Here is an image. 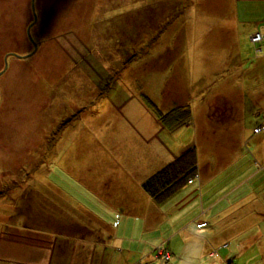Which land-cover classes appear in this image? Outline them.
<instances>
[{"label": "rangeland", "instance_id": "1", "mask_svg": "<svg viewBox=\"0 0 264 264\" xmlns=\"http://www.w3.org/2000/svg\"><path fill=\"white\" fill-rule=\"evenodd\" d=\"M244 2L0 0V221L17 225L3 235L18 250L16 264L106 263L101 249L100 259L91 249L95 235L103 234L102 215L109 243L125 250L114 251L108 259L113 264H264V169L255 173L259 166L251 154L259 145L252 128L264 104L260 96L238 98L241 92L264 93V83L246 76L241 84L233 73L225 75L240 63L236 50L223 60L220 76L219 61L202 51L233 43L254 56L260 33L251 35L258 34L257 40L242 34L233 42L236 29L251 24L255 4ZM244 5L246 17L241 12L236 19ZM221 93L230 97L231 107L243 109V139L234 162H217L215 146L230 116L225 122L206 114L218 113L220 100L213 97ZM144 96L162 112L188 104L196 116L189 131L194 128L197 140L205 142L197 158L202 175L210 178L207 187L222 192L245 180L243 189L259 196L253 204L257 222H220L227 200L213 208L216 222H203L196 214L202 209L198 197L187 196L193 188L188 184L161 204L141 194L133 180L130 196L121 195L127 174L139 179L158 157L162 162L171 157L168 147L193 138L181 133L188 126L158 133ZM210 135L215 144H209ZM159 140L164 147L158 148ZM209 153L216 163L208 161ZM104 175L115 182L106 184L114 195L105 201L129 200L127 213L92 195L97 186L92 180ZM45 176L69 190L68 206L77 205L82 227L69 220L72 213L60 210L56 192L43 195ZM96 218L99 222H90Z\"/></svg>", "mask_w": 264, "mask_h": 264}, {"label": "crops", "instance_id": "2", "mask_svg": "<svg viewBox=\"0 0 264 264\" xmlns=\"http://www.w3.org/2000/svg\"><path fill=\"white\" fill-rule=\"evenodd\" d=\"M245 1V2H244ZM255 5L252 6V4H250V18L252 19L250 22L251 24L248 25L246 27V29L243 28H239L236 29L235 31V36H233V42H237V40H242L240 35L244 34L243 38L246 36V34L250 35V40H251V35L255 34L256 32L261 34V39L258 42H253V44L258 43V48L256 49V53L254 54V56L252 57L248 55L247 53V48L244 46V48H240L237 44H233V43H223V44H219L216 47H202V51L206 52L204 54V57L208 58L209 56H214L215 60L219 61V68H218V76H220L222 74V72L225 70L223 68H220V66L223 63V60H227L228 57H231L233 50H236L237 55L241 58L240 59V63H238L237 67L234 68L233 71H230L229 73H227V71L225 72V75H231L232 73L234 74L235 79H239L241 81V84H243L244 82V77L249 76L251 78L254 79V81L256 83H260L263 82L264 83V0H247ZM246 0H237V2L239 3H246ZM242 12V18H245L247 15V7L244 5L243 8H241V10H236L235 11V17L236 19L239 18L238 14ZM229 23L230 20L228 19L227 21H225L224 23ZM249 22V23H250ZM222 28V27H221ZM207 30H205L206 32ZM205 32L203 33V35L205 34ZM204 37V36H203ZM203 42H205V38L204 40H202ZM252 42V41H251ZM103 44V43H101ZM214 52H217L214 53ZM228 52L229 55H228ZM244 52V55H243ZM205 61V65H206V60ZM243 63H245V65H243ZM204 65V66H205ZM248 65H251L250 67H248ZM246 66V67H245ZM245 67V68H244ZM239 70V71H238ZM232 76V75H231ZM207 87H204V89ZM200 91V90H199ZM197 91L196 96L198 98H203L201 97L199 94L200 92ZM209 89L206 90V92H208ZM141 95V94H140ZM139 95V96H140ZM239 95V96H238ZM238 98L241 99H245V98H249L251 100L253 99H257L260 96V101L264 104V93L260 94L258 96H256V94H248V93H243L241 92L240 94H238ZM195 96V95H194ZM193 96V97H194ZM206 96V95H205ZM218 97L214 96L213 98H217L220 101L219 103V111L217 112H207V116L209 119L217 121L218 119H225L224 121H227V117L230 116V122L226 123V127L223 130V134H218L219 138L217 140V144H215L214 142H211V135L209 138H207V140L209 141V144H215V146H218L219 148V154H218V161H225L226 162H234L236 160V150L237 147L240 146V143L242 142L243 137L241 136V129H239V124L243 121V109H235V107H231L232 104L231 102H229L228 100H230V97H227L225 95H223V93L217 95ZM211 98V99H213ZM210 103V102H208ZM261 105V104H260ZM263 107V106H262ZM261 107V108H262ZM216 109V108H213ZM239 111V117H237V112ZM191 113V111H190ZM155 119V118H154ZM256 123L253 126L252 129L258 127V126H262L264 125V109L263 111H260V115L257 116L255 118ZM156 121V120H155ZM158 124L159 131H166L168 132L162 125L159 124V122H156ZM193 124L192 127H194V124L196 123V116L191 113V119L190 122L187 123L186 125L180 127V129H183V127L188 126L189 124ZM205 130V128H204ZM206 132H209L210 134V130L209 128H206ZM182 134H185V136L192 135V140L190 141V143L187 141L185 143L181 142L179 146H174L173 147H168V145L166 147L170 148V150H173V153L171 155V157H168L167 161L162 162L161 158L158 157V159H156L155 163L156 165L153 166V169H148V171L146 173H143V175L137 179L132 177L131 174H127L128 178L127 179V183H126V187L124 186L123 188V192L121 193H127L128 196H130V191L129 189L131 188L132 182L131 180L134 181V185L137 186V189L140 191V193H144L147 194L143 191L141 184L154 172H156L157 170H159L161 167H163L166 163L172 161L176 156L180 155L183 151H185L186 149L192 147L195 151V155H196V174L193 176L194 178H192V181L190 183H186L188 185H193V188H191L190 190H188V188L183 191V193H185L187 190V196L189 195H194L198 200L200 201V205H202V209L198 210L197 208V215L200 216V218H205V220H203V222H216V218L215 217H211V213L214 207H216L218 204L222 203L223 201L227 200V203L225 204V206L223 208H221L220 210L223 211L221 213V215L219 216V221H228L229 222H257L256 220L258 219V215L255 214L257 213L256 209H255V204L257 202L258 199V194L253 191V189H243V185H244V181L245 180H241L239 181L235 187L231 188V189H222V192H220L221 190L217 191H213V189H211L209 186V182H210V178L205 179L204 176L202 175V172L200 171V167L198 166V154L200 155V150H202L204 148V144L205 142H200L199 139L197 140L196 134H195V129L193 128L192 130L189 131V126L186 128V130H181ZM255 135H253V139L255 140L254 144H259L258 147H256L255 149H253L251 151L252 156L254 157V162L257 166H259V169L257 171H255V173L257 172H261L264 169V129L259 130L258 132H253ZM190 138V137H189ZM191 139V138H190ZM192 142V143H191ZM59 143V142H58ZM159 147H164V143L162 140H159ZM55 148L57 147L54 144ZM239 152V150L237 151V153ZM227 153H229V155H227ZM56 156L58 154H55ZM213 156L214 154L209 153L208 154V161L211 163H216L215 161H211L210 156ZM51 161H49L50 163ZM225 162V163H226ZM50 167V166H49ZM49 172V169H48ZM64 172L62 174V176H64ZM227 176V175H226ZM225 176V178H226ZM46 180L44 182L45 188L43 191V195H47L50 194L49 192H56V194L58 195V205L60 206V210L63 209L64 211H68L69 213H72L73 216H70L69 220L73 221L76 225H79L82 227L83 226V217H80L77 215V211L79 210L77 205L76 207H72V206H68V203L73 205L69 198V190L63 186L62 183L59 182V184H55V186L52 185L51 183V177L46 178V176L44 177ZM195 178L196 182H195ZM111 182L113 184H115L114 179L111 180L109 175H104V176H97V178L95 179V181L93 182L92 180V184L96 183L97 186L95 187H91L92 190V195H94L95 197H97L98 199L104 198L103 201L108 204L109 208L111 210L114 209V207H120V212L121 214H125L127 213V210L129 209L128 207V201L126 200L124 202V205L120 202L121 201V197L118 199V202L115 203L114 202V198L112 200L111 203H109V201H105L108 200L111 196L114 195L113 192L109 193V189H107L109 187V185L111 184ZM120 182L125 183V180H121ZM108 187L106 188V184ZM242 187V188H241ZM182 189V188H181ZM181 189H179V191H181ZM94 193V194H93ZM173 195V194H172ZM171 195V196H172ZM207 195V197H206ZM216 196V197H215ZM49 197V195H48ZM150 197V196H149ZM212 197H215L212 199ZM96 198V199H97ZM151 198V197H150ZM192 198V199H194ZM97 199V200H98ZM152 199V198H151ZM168 199V198H167ZM212 200V201H211ZM206 203V205H205ZM161 204V203H158ZM10 215V214H9ZM100 228L103 231V234H97L95 235L96 241L94 242L97 245H91V249L93 250L94 256L96 254V252L99 251V249H101L102 254H105V262L104 264H113V260H108L109 258L113 257V254L115 253V250H119L121 252H124L125 250L122 249L121 247H117L115 245H111L109 243V233H107V230H104L105 228V224H104V216L102 215L100 218ZM99 222L98 218L96 219H92L90 220V222ZM202 225V224H201ZM16 224L13 223V220H9L7 221H0V264H16L18 260V257H15L18 253V250L13 249L11 247V243L8 242H4L3 241V235L4 230L9 229V230H14V228L16 229ZM84 228H86L84 226ZM90 231H92L91 229H89ZM93 232V231H92ZM11 234V233H9ZM13 234H11L12 236ZM11 236L8 237L9 240H11ZM94 237V236H93ZM93 242V241H92ZM105 251V252H103ZM129 252V250L127 251V253ZM97 255V254H96ZM104 256V255H103ZM95 257H98L100 259V257H102V255H97ZM95 257H92L91 259L93 260ZM91 260V261H92ZM93 262V261H92ZM22 264V263H20ZM23 264H30L29 262H25Z\"/></svg>", "mask_w": 264, "mask_h": 264}, {"label": "trees", "instance_id": "3", "mask_svg": "<svg viewBox=\"0 0 264 264\" xmlns=\"http://www.w3.org/2000/svg\"><path fill=\"white\" fill-rule=\"evenodd\" d=\"M142 100L154 118L165 129L175 130L189 123L191 119L188 104H182L162 112L147 96L142 97ZM196 169L195 151L190 147L151 174L141 184V187L155 203H161L182 188L187 180L196 174Z\"/></svg>", "mask_w": 264, "mask_h": 264}, {"label": "built area", "instance_id": "4", "mask_svg": "<svg viewBox=\"0 0 264 264\" xmlns=\"http://www.w3.org/2000/svg\"><path fill=\"white\" fill-rule=\"evenodd\" d=\"M252 40H257V39H259V35L258 34H256V36L254 37V38H251ZM262 129H264V125H262V126H258V127H256V128H254L253 129V132H258L259 130H262ZM188 182H190V180H188Z\"/></svg>", "mask_w": 264, "mask_h": 264}, {"label": "water", "instance_id": "5", "mask_svg": "<svg viewBox=\"0 0 264 264\" xmlns=\"http://www.w3.org/2000/svg\"><path fill=\"white\" fill-rule=\"evenodd\" d=\"M35 15L33 14V20H35ZM27 34H28V37H29V39L31 40V37H30V35H29V30L27 29ZM34 47H35V44H34ZM26 56V55H25ZM6 57V56H5ZM5 57H4V59H5Z\"/></svg>", "mask_w": 264, "mask_h": 264}]
</instances>
